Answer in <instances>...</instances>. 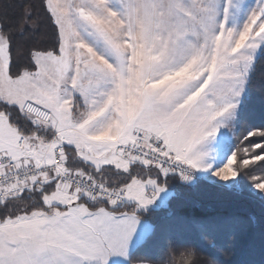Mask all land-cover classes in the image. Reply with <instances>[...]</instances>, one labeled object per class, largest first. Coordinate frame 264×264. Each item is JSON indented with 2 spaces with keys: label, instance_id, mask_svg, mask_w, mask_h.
Instances as JSON below:
<instances>
[{
  "label": "snow or ice",
  "instance_id": "1",
  "mask_svg": "<svg viewBox=\"0 0 264 264\" xmlns=\"http://www.w3.org/2000/svg\"><path fill=\"white\" fill-rule=\"evenodd\" d=\"M257 229L264 0H0V264H229Z\"/></svg>",
  "mask_w": 264,
  "mask_h": 264
},
{
  "label": "trees",
  "instance_id": "2",
  "mask_svg": "<svg viewBox=\"0 0 264 264\" xmlns=\"http://www.w3.org/2000/svg\"><path fill=\"white\" fill-rule=\"evenodd\" d=\"M223 211L247 216L250 212L260 215L259 203L251 200H226ZM198 245V264H220L224 257L216 250L208 247L204 242L196 241ZM220 243L225 247H234L235 254L229 258V264H264V243L261 242L259 230L243 232L234 244L227 236L220 238ZM157 255L161 250L157 249Z\"/></svg>",
  "mask_w": 264,
  "mask_h": 264
},
{
  "label": "rangeland",
  "instance_id": "3",
  "mask_svg": "<svg viewBox=\"0 0 264 264\" xmlns=\"http://www.w3.org/2000/svg\"><path fill=\"white\" fill-rule=\"evenodd\" d=\"M113 264H116V262H115V261H113Z\"/></svg>",
  "mask_w": 264,
  "mask_h": 264
}]
</instances>
